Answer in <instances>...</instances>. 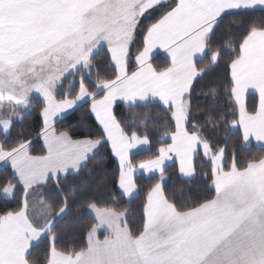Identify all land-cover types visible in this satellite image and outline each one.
<instances>
[{
	"label": "snow or ice",
	"instance_id": "6c2138e0",
	"mask_svg": "<svg viewBox=\"0 0 264 264\" xmlns=\"http://www.w3.org/2000/svg\"><path fill=\"white\" fill-rule=\"evenodd\" d=\"M225 21L233 33L225 86L212 98L222 92L226 103L214 104L202 124L191 119L192 92L224 59L212 41ZM161 51L169 61L162 69L152 63ZM101 52L112 76L94 71ZM34 96L42 155L32 154L30 138L10 142ZM117 101L130 124L117 117ZM85 104L98 138L57 131L58 118ZM152 105L170 114L174 127L164 130L154 157L134 164L133 155L150 145L135 130L150 119L138 109ZM221 132L226 140L238 133L242 148L255 143L264 152V0H0V166L10 169L0 199L15 201L0 209V264H33L32 249L45 241L46 264H264V155H229L226 140H214ZM105 144L119 162L122 197L139 195L137 173L155 180L141 224L130 227L116 197L103 206L87 200L95 222L83 243L58 247L57 223L76 196L75 185L65 191L61 181L78 178ZM198 158L210 162L202 174L209 194L177 203L166 192L167 162H177L191 183ZM50 183L57 193L51 200Z\"/></svg>",
	"mask_w": 264,
	"mask_h": 264
},
{
	"label": "trees",
	"instance_id": "16d2710c",
	"mask_svg": "<svg viewBox=\"0 0 264 264\" xmlns=\"http://www.w3.org/2000/svg\"><path fill=\"white\" fill-rule=\"evenodd\" d=\"M252 17H247L251 19ZM229 21H225V24L221 26V29L217 30L216 35L213 37V46H221V51L224 53V59L221 62L219 68L216 71L211 72L203 80L199 81L192 92V112L191 119L193 121H200L202 124L207 119L209 111H213V105H217V108L222 109L225 106V99L221 92L217 99L212 98V90H221L225 86L224 81V68L225 62L229 57V49L227 47L228 40L233 36V33L225 31ZM139 42V41H138ZM154 66L162 69L168 65L161 56H157L152 61ZM95 64L98 65L101 76H112L113 72L109 65L106 54L101 52L95 60ZM207 64V60L202 62V66ZM134 67V61H131L129 68ZM95 77L93 76V79ZM67 87V85H65ZM249 105L251 106L252 98L249 97ZM41 103L38 98H33L31 102V112L26 115L22 122L16 123L12 132L11 140L14 141L18 137L30 138L33 140L32 154L42 155L44 149L42 147L40 139L36 138V132L39 131L41 125L40 118ZM114 111L118 118L125 120L130 124V120L126 118L130 117V113L123 106H116ZM138 114L143 117L149 116L150 119L146 125H137L135 130L139 135L147 134L150 140L149 151L144 154L137 155L132 158L134 164H139L143 160L154 157L157 149L161 146L160 141L165 129H172L174 123L170 119V114L163 111L160 106L152 105L147 108L138 109ZM57 131H68L73 139L98 138L101 134V129L96 124L89 106L87 104L79 107L74 113L64 118L55 125ZM211 136L212 133H209ZM3 137L0 136V140ZM214 140L225 146V136L221 132L214 136ZM226 147L229 155L232 150L235 149L237 155L243 159L251 155H264L259 149L251 146L247 149L242 148V141L239 138L238 133H233L226 140ZM197 176L191 183L182 181L178 175V168L174 164L166 169V176L168 177L166 184V192L170 198H175L177 203H190L194 200L203 198L209 194V189L206 186L203 173L210 172V162L205 161L203 158L196 160ZM119 169L116 164L110 148L107 144L99 150L95 159L90 161L88 169L85 170L78 178L69 176L66 181L62 180L61 184L65 191L72 189L75 185L76 196L70 200V212L69 214L60 220L56 226V232L58 236V247H65L70 245H80L83 243V235L86 229L95 221L88 213V207L86 205L87 200H93L99 205L103 206L112 203V198L116 197L115 203H117L122 209H127L129 212L128 222L133 230L139 228L141 224V211L142 202L148 188L155 183L152 178L136 177L137 184L139 186V195L133 200L127 201L121 196L120 190L116 185V177ZM10 178L9 169L0 170V185L4 180ZM48 195V199L56 198V190L50 183L48 188L45 189ZM19 195V193L17 194ZM15 206V201L5 202L0 199V209L12 208ZM46 252L47 241L37 245L32 249L31 259L33 264H46Z\"/></svg>",
	"mask_w": 264,
	"mask_h": 264
},
{
	"label": "crops",
	"instance_id": "0c3cea01",
	"mask_svg": "<svg viewBox=\"0 0 264 264\" xmlns=\"http://www.w3.org/2000/svg\"><path fill=\"white\" fill-rule=\"evenodd\" d=\"M157 56H161L166 62H168L169 63V61H168V59H167V57H166V54L165 53H163L162 51L161 52H158V54H156L155 56H154V58L155 57H157ZM154 60V59H153ZM36 98V97H35ZM39 99V98H38ZM40 100V99H39ZM123 106V107H125L126 108V106L123 104V102H120V101H117V104L114 106V108L116 107V106ZM79 108V107H78ZM77 108V109H78ZM77 109H73V110H70L68 113H65V115L62 117V118H58L57 119V122H56V124L58 123V122H60L61 120H63L64 118H66V117H68L69 115H71L72 113H74ZM91 115L93 116V118H94V120H95V116L91 113ZM95 122H96V120H95ZM55 124V125H56ZM96 124L98 125V123L96 122ZM99 126V125H98ZM100 128V127H99ZM41 141V144H43V142H42V140H40ZM167 142H170V141H167ZM251 146H253V147H255V148H257V149H259L258 148V146L257 145H255V143H253ZM250 146V147H251ZM110 148V147H109ZM110 151H111V149H110ZM149 151V146H148V149L147 150H144V151H141L138 155H140V154H144V153H147ZM113 156V155H112ZM135 156H137V155H133V157H135ZM132 157V158H133ZM113 158H114V160H115V162H116V164L118 165V169H119V162H118V160H117V158H115L114 156H113ZM205 161H207V160H205ZM209 162V161H208ZM176 165L177 166V168L179 169V165H178V163L177 162H174V161H169V162H167V165H166V169L168 168V167H170V166H172V165ZM1 169H4L2 166H0V170ZM10 170V169H9ZM178 175H179V178L182 180V181H184V182H186V179L185 178H182L181 176H180V174H179V170H178ZM136 177H145V178H151L150 176H148V175H144V174H140V173H137L136 174ZM136 177H135V179H136ZM127 201H131V200H133V199H131V200H129L128 198H125ZM88 213H89V215L94 219V215L90 212V210H88Z\"/></svg>",
	"mask_w": 264,
	"mask_h": 264
},
{
	"label": "rangeland",
	"instance_id": "374dc122",
	"mask_svg": "<svg viewBox=\"0 0 264 264\" xmlns=\"http://www.w3.org/2000/svg\"><path fill=\"white\" fill-rule=\"evenodd\" d=\"M34 98H35V96H34ZM37 98V97H36Z\"/></svg>",
	"mask_w": 264,
	"mask_h": 264
}]
</instances>
